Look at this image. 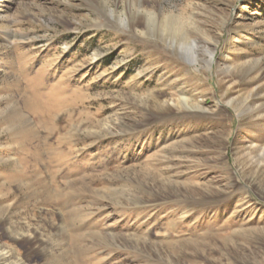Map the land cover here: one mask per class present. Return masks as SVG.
<instances>
[{
	"label": "rangeland",
	"instance_id": "rangeland-1",
	"mask_svg": "<svg viewBox=\"0 0 264 264\" xmlns=\"http://www.w3.org/2000/svg\"><path fill=\"white\" fill-rule=\"evenodd\" d=\"M263 78L264 0H0V264H264Z\"/></svg>",
	"mask_w": 264,
	"mask_h": 264
},
{
	"label": "bare ground",
	"instance_id": "bare-ground-1",
	"mask_svg": "<svg viewBox=\"0 0 264 264\" xmlns=\"http://www.w3.org/2000/svg\"><path fill=\"white\" fill-rule=\"evenodd\" d=\"M140 3V2H139ZM130 4V3H129ZM128 4V5H129ZM118 7V6H117ZM143 8V7H142ZM135 9V8H134ZM138 10V9H137ZM142 10V9H141ZM138 10L139 16L144 15V23L146 24V33L144 35L151 37L153 30H157L158 32V37H164L169 44L171 45L170 47L174 48L178 54H181L183 58L193 61L194 63H201L204 62L206 65H210L211 62H213L214 54L208 53L210 56V60H206L204 57L198 56L196 53L193 55L189 51L195 49L196 47V41H191V33L188 31H185L179 24L177 20L173 16H167L162 22H159L160 18L158 19V13L154 12H146L144 13L143 11ZM145 10V9H143ZM161 13V12H160ZM135 14V13H134ZM162 14V13H161ZM113 15V14H112ZM136 15V14H135ZM160 15V14H159ZM141 16V18H142ZM131 17V16H130ZM135 17V16H134ZM161 17V16H160ZM132 19V18H131ZM133 20V19H132ZM135 20V19H134ZM141 20V19H140ZM136 21H139V19ZM135 21V22H136ZM132 24V23H131ZM133 25V24H132ZM136 25V24H135ZM187 29V28H186ZM190 30V29H188ZM155 33V32H154ZM193 38V37H192ZM164 39V40H165ZM165 40V41H166ZM159 43V42H158ZM160 45V44H159ZM164 45V44H163ZM199 49V48H198ZM187 51V52H186ZM195 51V50H194ZM202 52V51H201ZM209 52V51H208ZM188 53V54H187ZM194 53V52H193ZM191 54V55H190ZM204 56V55H203ZM201 58V59H200ZM206 68V67H205ZM230 70V69H229ZM264 79V78H263ZM176 99V98H175ZM162 103V102H161ZM193 102L191 101L190 98H179L177 100L173 101V104L175 108L179 111H188L191 109H195L194 105L192 104ZM199 103V102H198ZM197 103V104H198ZM170 104V103H169ZM194 106V107H193ZM204 107V101L198 104L199 109H203ZM197 108V107H196ZM262 108V107H261ZM171 111V109H168ZM257 112V111H256ZM180 113V112H179ZM189 113V112H188ZM189 115V114H188ZM191 115V113H190ZM243 115V114H242ZM196 116H202L201 114H198ZM249 141V140H248ZM250 184V183H249ZM252 185V184H250Z\"/></svg>",
	"mask_w": 264,
	"mask_h": 264
}]
</instances>
